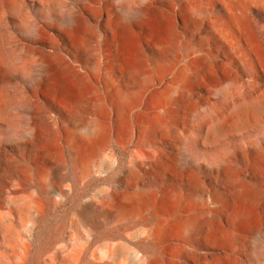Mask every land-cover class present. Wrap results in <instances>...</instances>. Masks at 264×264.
I'll return each mask as SVG.
<instances>
[{
    "label": "rangeland",
    "instance_id": "1",
    "mask_svg": "<svg viewBox=\"0 0 264 264\" xmlns=\"http://www.w3.org/2000/svg\"><path fill=\"white\" fill-rule=\"evenodd\" d=\"M143 8L167 35L136 22ZM127 15L134 75L112 33ZM43 61L82 67L96 136L83 134L86 95L67 108L43 92ZM105 72L133 91L123 108ZM0 96V264H264V108L236 112L264 101V0H0ZM241 208L257 224L235 236Z\"/></svg>",
    "mask_w": 264,
    "mask_h": 264
},
{
    "label": "bare ground",
    "instance_id": "2",
    "mask_svg": "<svg viewBox=\"0 0 264 264\" xmlns=\"http://www.w3.org/2000/svg\"><path fill=\"white\" fill-rule=\"evenodd\" d=\"M134 19L136 20V22H144L146 24L148 28L147 33L150 36L156 35L158 36L157 38H160L161 36L163 37L168 34V30L163 28L162 25H160V23L156 21V19L149 20V17H147L146 8L141 9L139 15ZM130 20L131 19L128 15L118 18L116 22H114V26H112V33L114 43L118 47L122 56L125 57V71L130 75H134L137 70V62L134 58L132 59L133 54L136 52V49L134 45L135 37L130 29ZM79 24L80 23L77 18H72L70 22L64 27L66 29V34L69 36L71 41L75 45L81 47V38L83 32ZM42 63L46 65L43 72L45 79L43 92L46 95L56 98L62 106L67 108L73 107L80 103L81 100L84 99L83 95H86L88 97L87 99L89 100L90 105V117L87 120L86 127L83 130V134L85 137L96 136L98 132L96 117H98L100 112L99 100L94 88L89 85L87 78L81 73L82 67H79L80 69L77 67V73L73 74L70 66L66 65L60 68L59 66H57V64L50 61H43ZM100 63V66H94L93 68H91V71L96 73L101 69V67H105L103 61ZM104 70L106 71L105 68ZM177 77V79L181 82H186L188 80V74L185 71L180 72ZM105 83L109 88H111L112 100L120 108H123L126 102L134 95L133 91L131 92L129 87L123 85L122 83H119L113 78L112 75L106 72ZM155 98L156 102L162 106L167 105L168 102L175 99L173 92L170 91L158 93ZM4 100L5 98L3 96H0V103L5 104ZM186 108H191V106L187 104ZM246 108L260 110L264 108V101H252L246 104H239L237 106V114L241 113ZM160 126V119H155L151 124V127L153 128H159ZM223 127L224 126L222 122L215 123L210 128V134L214 137H218L223 130ZM28 137L30 140H42L45 146L48 144L50 146L52 143V140L50 139V130L46 126L31 127L28 131ZM258 163H260V160H258ZM175 171L179 174H186L187 167L176 165ZM119 196L120 197L117 198L118 200L128 199V197H124L123 195ZM254 223L257 224L255 222V219L251 216V213L243 208L234 211V213L232 214L231 226L235 231V236L240 232V229H244L246 231L254 230V227H252V225H255ZM192 224V222H183L178 225L177 229L179 230V232L184 234L187 233ZM247 224H249V226Z\"/></svg>",
    "mask_w": 264,
    "mask_h": 264
}]
</instances>
